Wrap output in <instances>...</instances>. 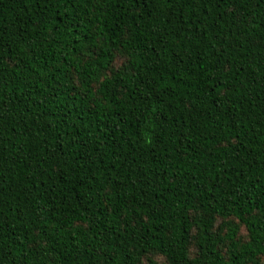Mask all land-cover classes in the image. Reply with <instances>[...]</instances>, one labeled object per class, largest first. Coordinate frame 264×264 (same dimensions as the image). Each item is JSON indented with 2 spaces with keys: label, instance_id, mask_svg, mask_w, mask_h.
Instances as JSON below:
<instances>
[{
  "label": "trees",
  "instance_id": "1",
  "mask_svg": "<svg viewBox=\"0 0 264 264\" xmlns=\"http://www.w3.org/2000/svg\"><path fill=\"white\" fill-rule=\"evenodd\" d=\"M263 262L264 0H0V264Z\"/></svg>",
  "mask_w": 264,
  "mask_h": 264
},
{
  "label": "rangeland",
  "instance_id": "2",
  "mask_svg": "<svg viewBox=\"0 0 264 264\" xmlns=\"http://www.w3.org/2000/svg\"><path fill=\"white\" fill-rule=\"evenodd\" d=\"M118 63H120V60H118ZM263 264H264V262H263Z\"/></svg>",
  "mask_w": 264,
  "mask_h": 264
}]
</instances>
